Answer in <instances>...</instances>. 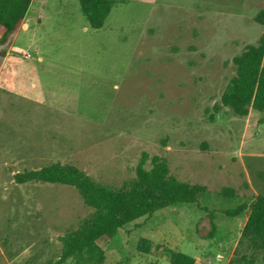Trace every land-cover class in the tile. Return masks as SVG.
Returning <instances> with one entry per match:
<instances>
[{"label": "rangeland", "instance_id": "obj_1", "mask_svg": "<svg viewBox=\"0 0 264 264\" xmlns=\"http://www.w3.org/2000/svg\"><path fill=\"white\" fill-rule=\"evenodd\" d=\"M46 2L64 23L55 46L42 41L45 60L88 75L57 82L72 94V114L32 102L25 90L0 92V264L56 261L60 237L92 211L75 188L18 184L16 173L68 163L121 187L144 155L164 157L171 175L205 187L201 208L169 207L100 239L105 264H170L177 251L197 264H229L249 209L225 213L264 196V113L236 116L221 97L234 57L264 37L255 19L264 0H116L100 30L79 0ZM35 32L20 31L18 56L35 53ZM142 238L149 253L137 249Z\"/></svg>", "mask_w": 264, "mask_h": 264}, {"label": "trees", "instance_id": "obj_2", "mask_svg": "<svg viewBox=\"0 0 264 264\" xmlns=\"http://www.w3.org/2000/svg\"><path fill=\"white\" fill-rule=\"evenodd\" d=\"M32 1L0 0V51L3 55ZM116 3V0H79L80 9L93 29L104 27ZM255 19L264 25V9ZM233 63L236 74L227 85L221 103L239 117L247 116L250 109L264 113V37L256 45L246 46L234 57ZM14 179L18 184L35 182L73 187L92 210L77 227L68 229L60 237V256L48 264H105L106 252L98 244L100 239L110 241L128 224L141 218L149 219L169 207L196 205L201 208L200 199L206 192L201 185H191L171 175L164 157L147 155L138 163L135 177L121 187L98 182L77 166L60 162L18 172ZM223 193L232 196L233 190L224 189ZM246 209L249 215L229 264H264V196H258L250 206L240 204L225 214L238 217ZM211 225L215 229L213 222ZM137 249L149 253L151 240L142 238ZM170 264H197V260L177 251L171 256Z\"/></svg>", "mask_w": 264, "mask_h": 264}, {"label": "crops", "instance_id": "obj_3", "mask_svg": "<svg viewBox=\"0 0 264 264\" xmlns=\"http://www.w3.org/2000/svg\"><path fill=\"white\" fill-rule=\"evenodd\" d=\"M46 1L47 0L32 1L21 27L13 36L7 47L6 54L3 55L0 51V92L5 93L11 91L15 93L25 90L24 94L27 98L29 97L32 102L43 104V106L50 107L56 111L59 110L65 114H72L74 112L70 109L71 106L74 107L72 94L70 91V93L65 91L63 85L57 82L59 80L61 81V78H64V76L69 80L73 78L78 79L79 75L74 76V73H83L85 74L83 76L87 77V73L84 70L72 71L70 67L63 68L61 63L56 60H45L43 54H46V50H42V41L50 37L51 45L55 46L59 37V32H56L55 26H60L64 23L62 20L54 18L57 17V14H51L54 11L48 10V6L50 5H48ZM70 13L72 15L73 13L77 15L79 11L71 10ZM84 30L87 31V28L84 27ZM20 31H22L24 36H31L32 33H36L35 31L41 34L39 36L40 40L35 41L37 48L34 54H31L28 50L21 53L20 56L15 53L13 45ZM27 53L30 54V57H26ZM21 59L29 62L34 61L23 65L21 64Z\"/></svg>", "mask_w": 264, "mask_h": 264}, {"label": "built area", "instance_id": "obj_4", "mask_svg": "<svg viewBox=\"0 0 264 264\" xmlns=\"http://www.w3.org/2000/svg\"><path fill=\"white\" fill-rule=\"evenodd\" d=\"M26 57H30V54L27 53V54H26Z\"/></svg>", "mask_w": 264, "mask_h": 264}]
</instances>
